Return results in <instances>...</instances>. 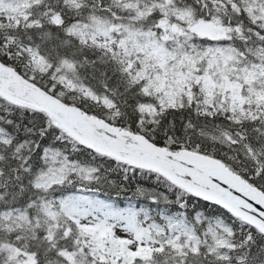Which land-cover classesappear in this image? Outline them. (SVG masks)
Segmentation results:
<instances>
[{"label":"snow or ice","instance_id":"1","mask_svg":"<svg viewBox=\"0 0 264 264\" xmlns=\"http://www.w3.org/2000/svg\"><path fill=\"white\" fill-rule=\"evenodd\" d=\"M195 2L198 0H194ZM241 4L246 6L242 7ZM220 7L225 10V14L231 11L235 16L241 17L238 23H233L231 17L223 21L229 34L220 39L184 35L185 43L183 47L176 49V59H179L180 55L199 59L207 47L230 44L239 35L243 39L244 47L232 48L229 51L237 58H244V61H237L244 64V71L247 72L257 64L264 67V0H252L251 4L248 0H227V3L222 2ZM175 8L176 14L167 22L169 24L179 22L188 32H193L194 30L188 27L189 20L181 18L182 13L188 14L192 11L193 5L189 4L188 0H175ZM118 11L119 9L113 11L104 8L101 18L91 17L85 21L93 25L91 43L102 50L103 60L114 64L120 74L124 92H113L112 97L122 96L124 105L134 113L131 116L133 128L141 123V117L145 115L142 105L149 99L156 104V114L166 120L167 115L180 112L182 109L162 110L158 98L147 94L149 89L145 88V84L152 79L151 66L156 65V60L151 58L147 60L150 67L146 70L148 74L144 75L143 57L151 51L149 46L148 52L136 53L142 59L133 62L134 57L126 50V41L131 39L134 30L117 23L122 19L117 14ZM215 11L219 13L220 8H216ZM103 15H107L109 19H103ZM148 18L153 20L151 27L154 29V35L159 38L164 34L163 39L156 46H162L166 54L172 55L173 49L168 46L167 41L169 36L178 41L180 34L165 32L163 11L159 14L155 11L150 12ZM206 19L220 22L213 12L201 14L197 10L194 20L202 24ZM245 20L248 21L247 25ZM75 23L76 21H69L65 24L62 20L59 24L54 23L53 27L71 28ZM136 35L137 38L140 37V34ZM97 37L110 41V45L97 43ZM252 38L255 39V47L248 45V40ZM76 39L85 47L89 43L88 39H80L79 36ZM189 39L191 43H188ZM40 40L43 45L48 46L47 53L41 44H30L29 47L35 48L32 55L37 65L48 64L50 67L46 72L41 73L43 79L47 80V85L41 83L37 87L55 96L65 90L66 80L79 76L81 50H74L71 53L61 52L60 49L66 45L64 42L60 45L51 44L50 42L54 40L51 33H45ZM196 41L201 43L198 44ZM221 50L225 49L221 48ZM249 59L252 61L251 64L247 63ZM11 60L12 56L9 53L0 56V63L7 65ZM154 70L161 69L157 65ZM186 71L187 66H182V74ZM194 72L199 79H193L191 84L185 83L184 87L186 91L191 87L193 93H200V99H203L207 95V78L204 76V69L199 65ZM142 75L143 79L140 78ZM213 79L218 81L215 94L219 96L222 94L219 74L217 73ZM260 79H264V76ZM247 87L260 90L264 86L253 82L250 86L246 85ZM0 102L30 113L33 117H39L42 122L38 129L39 142L33 143L35 152L23 160L24 167L20 170L28 175L27 190H30L31 194L25 195L26 189L21 183L18 187L19 195L14 193L10 202L0 201V264H206L212 257L215 258V264H232V253L237 252L236 231L228 221L235 222L240 219L233 209L217 200H210L188 190L159 168L137 167L132 168L131 171L133 175L136 171H148L163 178L171 186L169 190L175 193V199L156 186L145 191L143 184L137 183L130 189L126 186L129 179L127 172L118 183L110 178L108 172H102L95 165L81 166L79 173L65 170L66 174L53 182L50 178L51 174L57 171L60 162L55 157L52 161H48L45 154L53 148L52 141L57 139L54 134L58 135L63 129L57 124H50L47 114L43 111L13 103L2 95ZM204 116L211 122L220 119L218 112L213 114L205 111ZM223 119L229 126L235 125L237 129H242L233 131L229 127L222 131L221 135L232 144L234 149H242L246 154L244 159L249 165V171L243 173L244 178L264 189V155L257 152V146L261 141L259 136L253 139L246 135L248 129L244 127L247 124L253 125L251 131L259 134L260 128L256 125L261 124V114L257 113L250 120L240 121L233 118L232 112H228ZM213 126L218 127L215 124ZM153 127L155 128V121ZM156 135L158 134L154 133V139ZM155 143L160 147H168L166 136L155 139ZM181 146L179 143L172 144L169 152L173 150L178 152ZM84 147L90 146L84 145ZM201 152L208 154L204 149H201ZM214 156L226 163L230 162L225 154L214 153ZM109 159L114 158L109 157ZM0 175H3L2 169ZM104 186H107L110 192L116 193L117 198L101 196L100 192ZM127 191L133 192L137 203H128L121 207L124 201L118 199L119 194ZM192 201H196V204H192ZM190 204L191 210H189ZM200 204L211 205L222 215L208 216L199 208ZM256 207L264 212V205L257 203ZM259 218L264 220V215ZM244 223L248 222L244 221ZM101 225L105 229L110 228L112 240L107 239V236L101 239L99 231ZM93 226L97 231H91ZM249 227L250 231L242 244V247L247 249L245 255L252 254L255 250L253 261L255 264H264V259H260L264 255V226L251 224Z\"/></svg>","mask_w":264,"mask_h":264},{"label":"trees","instance_id":"2","mask_svg":"<svg viewBox=\"0 0 264 264\" xmlns=\"http://www.w3.org/2000/svg\"><path fill=\"white\" fill-rule=\"evenodd\" d=\"M63 1L64 0H41L39 3L31 5L29 8L31 18L39 20L40 24L38 25H20L14 27V25L10 22L0 24V55L2 56L5 53H9L12 56L11 62L13 65L22 72L25 69L26 54L19 48L17 42H23L27 45L41 44L43 50H45L47 53L48 46L42 44L40 37L45 33H51L54 37V40L50 42L51 44L60 45L61 42H64L66 45V47L60 49L61 52L71 53L74 50H81L79 55V63L81 65L79 69V76L72 79L74 81L79 79L98 93L108 95L115 102V106H112L111 108H106L101 103L91 100L89 103L83 102L81 104L86 106L90 111L103 116H107L106 114L109 113V117H111L115 122L133 128L131 116L134 113H131L130 110L124 105L122 96H117L115 98L112 97L113 92H124L122 80L119 72L116 70V66L103 60L101 55L102 50L100 48L95 47L90 43H88V45L85 47L79 42L78 39H76L77 36L74 33L71 32V35L65 34L66 32H70L68 31L69 28H55L53 27V24H59L62 20L65 22V24H67L69 21H76V24H80L81 22L89 20V18L93 16H102L103 9L108 8L113 11L119 9L117 14L122 19L117 22L118 24H128L139 29H150L152 28L151 25L153 23V20L148 18L150 12L155 11L157 14H159V12L163 11L165 13V17L169 18L175 14L166 11L163 6L154 7L149 13H145L140 6L124 5L118 0H82L79 6H71ZM138 1L141 3H152L155 0ZM188 2L189 4L193 5L191 13L194 15V17L197 14V10L201 14L204 12H213L214 16L219 18L224 26L225 24L223 21L227 20L229 17H231L233 23H238L241 19V17L235 16L231 11H227L225 14V10L220 6L222 2L226 4L227 0H215V2L214 0H198V2L195 3L194 0H188ZM173 5L175 6V0H173ZM241 6L245 7L246 5L241 4ZM216 8H220L219 13H216ZM103 18L107 20L109 19L107 15H103ZM247 24L248 21L245 20V25ZM11 35H17L18 38L9 39L8 37ZM231 44L237 48L244 47L243 39L239 35H237L231 41ZM254 44H256L254 38L248 40L249 46ZM104 55L106 56L107 53L105 52ZM53 59H55V57H53ZM25 71L29 73L28 70ZM43 82L45 85H47V80H44ZM147 84H145L146 89ZM60 94H62L67 99H74V94L66 92L65 90H62ZM147 94L150 97H154L152 88H149V92ZM204 98L200 99V93H194L192 97H182L178 106H161V109H182L180 112L167 115L166 120L160 118L158 114H156V104L152 99H149L143 104L146 108H142L145 115L141 117V123L138 125V127L133 129L143 132L154 141L155 139H159L161 136H166L169 146L179 143L182 146L204 149L208 153L212 154H225L230 160L229 164L234 165L235 168H237L242 173L248 172L249 165L244 159L246 154L243 153L242 149H234L232 144L224 139L221 135V132L227 130L229 127H231L233 131H240L242 129H237L235 125L229 126L227 121L223 119L224 116L228 114V112H231L229 108H226L224 113L218 112L220 119L216 120L215 122L207 120L204 116V108L201 105ZM193 101H195L194 104ZM0 112L6 116H12L16 120H26V124L30 123L28 124L32 126L30 133L23 132L21 125L19 126V129L14 130L15 134L17 135L15 137V141L17 145L27 142L34 153L35 147L33 146V143L39 142L40 134L38 129L42 123L39 120V117H33L30 113L17 110L10 104H5L3 102H0ZM197 113H199V115H197ZM261 117V124L256 125V127L260 128L259 134L251 131L253 125L247 124L244 125V127L248 129V131L245 133L246 135H249L253 139L259 136L261 142L257 148L264 150V112ZM233 118L237 119L234 116ZM250 119L251 117L248 116L242 117L238 120L247 121ZM153 121H155V128L153 127ZM161 124L163 126H161ZM213 124L218 125V127H214ZM154 133L158 134L155 136V139L153 138ZM61 148L65 151L74 150L76 153L74 159L81 160L82 162H91L93 160L91 152L80 146L78 147L72 145V143L69 141H65ZM10 151L12 153L7 152L6 155L7 160H9V163L11 162V165L7 164L6 169L3 168L4 174H6V178L9 179V181H6L5 183L0 182V201L4 202L12 200L14 193L18 194V187L21 185V183H23L26 189L25 195L31 194L30 190H27L28 176L23 173V171H20L24 167V164L21 163L20 155L19 153H16L17 150L14 148H11ZM96 155L98 157L96 160L98 159V164L102 172H108L110 178L116 180L118 183L121 182V177L123 174L127 172L129 179L126 186L128 188H134L137 183L143 184L145 191L148 188L156 186L159 188V190H164L167 192L170 197H175V193L169 190L171 186L168 185L167 181H165L163 178H159L147 171H136L135 175H133L131 171L132 167L126 168L125 165L118 163L114 159H109L108 157L105 158L98 154ZM18 177H20V179H18ZM106 189H108V187L104 186L101 191H106ZM119 195L134 197L132 191H127ZM192 204H196V201H192ZM190 206L192 207L191 204ZM215 213L222 215V213H218L216 210ZM247 227L250 230L248 225ZM253 255H255V250L250 257L241 258L240 264H255V261L252 259ZM260 259H264V255H262ZM206 264H215V258H209Z\"/></svg>","mask_w":264,"mask_h":264},{"label":"water","instance_id":"3","mask_svg":"<svg viewBox=\"0 0 264 264\" xmlns=\"http://www.w3.org/2000/svg\"><path fill=\"white\" fill-rule=\"evenodd\" d=\"M9 67L0 63V91L4 95L48 111L83 144L139 166L162 169L184 187L225 204L257 226H264V220L259 218L264 212L256 207L257 203L264 205V193L221 161L186 150L169 152L143 135L62 102Z\"/></svg>","mask_w":264,"mask_h":264},{"label":"rangeland","instance_id":"4","mask_svg":"<svg viewBox=\"0 0 264 264\" xmlns=\"http://www.w3.org/2000/svg\"><path fill=\"white\" fill-rule=\"evenodd\" d=\"M34 0H0V22L4 23L7 21L14 20L18 22L20 17H26L25 9L29 2ZM75 3H79L82 0H71ZM126 4H131L134 6H139L137 0H123ZM169 1V0H167ZM143 9L149 11L152 8L150 4H143ZM187 16V14H182ZM99 19L98 16H93ZM83 24V23H82ZM74 24L72 28H69V31L74 33L76 36H79L80 39H91V33L93 32V25L89 22L85 25ZM165 32L171 30L175 32L173 25L164 23ZM191 27L194 30L193 33L195 36H205L213 38L216 35L223 33L218 22H204L200 23L191 18ZM127 28V27H125ZM130 29V28H127ZM178 32H181L180 30ZM152 33L153 35H149ZM136 34H140V37L137 38ZM184 34V33H183ZM192 35V34H191ZM191 35H188L191 37ZM183 39V38H182ZM143 41V42H142ZM97 43L110 45V41L102 40L100 37H97ZM160 43V38H157L154 35V31H135L130 40L126 41V50L130 56L135 59L141 60L142 57L136 55V53L148 52L149 46H151V51L148 52L147 56H144L145 60L144 75H147V69L150 65L147 63L148 59L156 60V65H152L153 74L152 79L148 80L151 85L155 87V92L163 93V95H158V99L162 101L165 105H175L178 102V97L182 92H188L185 90V83L190 84L191 81L195 78L194 69L199 65L203 66L204 76L206 79V85L208 86L207 95H206V104L207 110L209 112H216L217 110H223V106L229 105L233 115H256L264 109V87L260 90L254 89L250 86L253 82L264 86V79L260 77L264 76V67L257 64L255 67L249 69L247 72L244 71V64L237 62L244 61L243 57L237 58L226 46H210L207 47L205 52L199 57L190 58L186 55H180L179 59H176V49L183 47L184 43L173 39L172 36H169L167 41L168 46L173 49V54H166V50L161 47H157ZM188 43H191L189 39ZM196 43H201L196 41ZM19 48L26 54L29 62H33L37 65L35 57L32 53L35 52V49L30 48L29 45L17 42ZM221 48L225 49L224 51ZM159 59H156V58ZM248 64H251L252 61L249 59ZM160 67V71H155V66ZM182 66H187V71L182 74ZM213 69L215 71H213ZM219 74V82L221 84L220 91L222 94L217 96L215 93L217 91L216 79H213L216 74ZM143 76V75H142ZM75 81L70 78L65 81L66 84L71 85ZM81 88V87H80ZM82 92L85 95H89L94 99L101 100L105 105L112 106L113 102L106 96H97L96 91L94 94L87 92L84 88H81ZM215 101V103H213ZM179 104V103H178ZM142 108H146L142 105ZM217 108V109H216ZM64 175L62 167L60 166L57 171L51 174V180L53 182L59 180ZM43 222V219H42ZM91 231H97V228L93 226ZM99 231L101 234V239L104 238L109 229H105L103 225L99 226ZM109 239V238H108Z\"/></svg>","mask_w":264,"mask_h":264},{"label":"bare ground","instance_id":"5","mask_svg":"<svg viewBox=\"0 0 264 264\" xmlns=\"http://www.w3.org/2000/svg\"><path fill=\"white\" fill-rule=\"evenodd\" d=\"M63 2H64V1H63ZM88 16H89V15H88ZM54 21H55V20H54ZM72 27H73V26H72ZM68 31H69V30H68ZM20 36H21V35H20ZM23 36H24V35H23ZM2 42H3V41H2ZM21 43H23V42H21ZM24 44H26V43H24ZM6 45H7V44H6ZM8 46H9V45H8ZM7 65H8V67H9V64H7ZM6 69H7V68H6ZM14 69H15V71L18 72V73L21 72L16 66H15ZM8 70H11L10 67L8 68ZM162 109H164V108H162ZM35 132H36V131H35ZM15 152H16V151H15ZM16 153H18V152H16ZM142 180H143V179H142ZM248 264H249V263H248Z\"/></svg>","mask_w":264,"mask_h":264}]
</instances>
